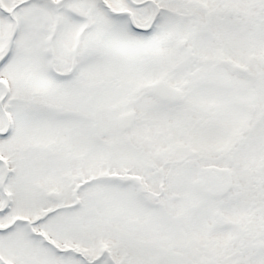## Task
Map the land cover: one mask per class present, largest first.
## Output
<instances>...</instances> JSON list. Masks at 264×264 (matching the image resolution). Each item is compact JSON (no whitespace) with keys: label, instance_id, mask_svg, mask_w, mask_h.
<instances>
[{"label":"snow or ice","instance_id":"1","mask_svg":"<svg viewBox=\"0 0 264 264\" xmlns=\"http://www.w3.org/2000/svg\"><path fill=\"white\" fill-rule=\"evenodd\" d=\"M0 264H264V0H0Z\"/></svg>","mask_w":264,"mask_h":264}]
</instances>
